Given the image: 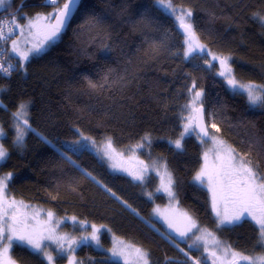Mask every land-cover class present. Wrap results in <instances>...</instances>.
<instances>
[{
    "label": "trees",
    "instance_id": "trees-1",
    "mask_svg": "<svg viewBox=\"0 0 264 264\" xmlns=\"http://www.w3.org/2000/svg\"><path fill=\"white\" fill-rule=\"evenodd\" d=\"M44 1L9 0L0 11V17L12 25L4 47L16 63L10 76L0 71V122L8 151L0 164V177L11 174L10 192L61 217L106 226L108 231L101 235L105 248L111 247L110 234H115L146 249L150 264H195L197 260L223 264L220 256L213 257L197 243L194 233L178 240L153 218L156 205L168 204L167 196L156 192V175L135 182L112 172L81 144L82 136L110 138L124 148L151 134L149 152L165 159L172 172L178 207L228 247L247 255L264 254L257 243L259 227L251 220L218 226L211 187L193 179L204 167L198 135L186 136L182 150L168 142L181 135L191 91L200 90L207 123L219 129L210 127V132L258 165L264 175V102L250 105L244 93L233 90L219 75L217 62L208 54L185 57V35L157 0H81L60 39L23 67L9 52L16 32L13 20L17 17L24 24L57 7ZM170 2L192 10L199 38L219 56L230 57L237 78L264 82V21L260 19L264 0ZM24 103L32 128L24 144L18 145L13 115ZM11 254L18 264H48L42 255L18 243ZM77 259L80 264H122L88 244L77 250ZM63 261L64 257L58 258Z\"/></svg>",
    "mask_w": 264,
    "mask_h": 264
},
{
    "label": "rangeland",
    "instance_id": "rangeland-1",
    "mask_svg": "<svg viewBox=\"0 0 264 264\" xmlns=\"http://www.w3.org/2000/svg\"><path fill=\"white\" fill-rule=\"evenodd\" d=\"M9 0H6V3ZM166 3L169 2V0H165ZM172 4V2H171ZM158 5L168 14L172 15L175 20L177 21L179 25V21L176 19V17L182 12V11H191L192 10L189 7L185 6H172L176 9L175 13H173L170 9L160 5ZM6 7V4L3 7H0V11H2ZM57 10V7L52 8L48 12L44 13H39L35 15L34 17L30 18L25 22L24 24H20L19 21L17 22L16 20L18 19L17 17H14L13 20L15 22L14 27L16 28V32L14 35V38L11 40L10 45H9V52L10 54L18 57L22 64L23 67H25L26 63L28 60L34 56L43 53L45 50H47L52 44L57 42L60 39L61 32L59 35L51 41H48L47 43L44 44V47L41 49L40 52H29L28 50L33 47L34 44H39L40 41L44 39V36L46 35L48 31V26L52 24L53 22V17L52 14H54ZM47 19H44V18ZM35 25L34 27L30 26ZM191 23L193 24V14L191 16ZM195 31V30H194ZM196 32V31H195ZM197 34V32H196ZM197 37L200 41L201 44L205 45L207 49L209 50L208 54L210 59L212 55L219 56L215 52H213L208 45L203 42L200 38L199 35L197 34ZM13 43H15V48L16 51H13ZM185 43V42H184ZM187 49V45L185 44V50ZM27 54L28 59L24 60L23 55ZM194 54H203V53H193ZM191 55V56H192ZM191 56H188L187 58H190ZM221 57V56H220ZM212 61V60H211ZM217 62L219 66V73L223 71L224 69L221 68L219 61H212ZM229 65V62H228ZM230 66V65H229ZM232 75L234 79L238 82V84H243V85H264L263 83L259 82H245L240 80L235 76V74L232 71ZM225 78V77H224ZM226 82L227 79L225 78ZM230 86V85H229ZM231 87V86H230ZM232 88V87H231ZM235 91L242 92L246 95L247 100L250 105L252 106H259L261 105L264 101H258L256 103H252L247 95L246 89H241L239 87L237 88H232ZM201 92L200 90L194 89L191 91L190 94V100L189 103L187 104L188 106L191 107H186L185 111V124L188 123V118L191 116L192 119V125L191 129L189 130L188 133H184V126L183 130L181 131V134L184 133V138L188 135L196 134L195 132V119H196V112L195 108H198L200 104L203 102V93L202 96H200L193 105V96L195 95L196 92ZM1 94V90H0ZM257 95H264V93L260 92L259 90L257 91ZM2 104L1 97H0V105ZM24 105V115L22 118L16 117L15 113L21 111L19 109L16 111L13 115V120H14V127L16 130V133L18 135L19 132H23V137H22V142H17L18 145L24 144V141L27 137V134L29 130H31V125L29 122V115H28V110L27 107L28 105L26 103ZM24 120H27V125L24 124ZM194 129V130H192ZM210 130V126H209ZM0 132L3 133L2 136H0V145H3L2 138L5 135L4 128L2 123L0 122ZM148 137V140H145V137ZM215 136L218 141H223L224 145L227 147H231L227 142H225L223 139L220 137L216 136L215 134H212L210 132V137ZM84 137L87 136H82L81 138V144L82 145H87L88 149L93 151L95 154H97L99 157H101L108 165L109 169L114 172V173H119L128 176L135 182H144V180L151 174H154L158 177V187H157V193L159 194H164L168 198V204L165 206L161 205H156L153 211V218L164 226L165 230L167 233L170 235L174 236L178 240H184L186 239L190 234L194 233L195 238L197 243L202 246L204 250L210 251V252H215L218 256L221 257L223 264H230L231 261V255L228 254L226 255L224 252V248L228 247L225 245L220 238L210 229L202 227L197 220L189 214L187 211L181 209L178 207V198L175 193L174 189V177L170 169L168 168V165L162 157L158 155H153L152 153L149 152V147L151 143L153 142L154 138L151 134L145 135L143 139H141L138 143L131 144L129 146H126L124 148H119L115 146L110 138H105L103 140H97L94 138H91V140H85ZM181 135L176 138L179 139ZM208 141H204L201 139V143L204 148V157L205 153L207 154V161H205L204 158V165L207 163L209 171H212L216 166H218L221 163V160L217 158V152H216V145L212 142L210 139ZM183 138V140H184ZM176 139H169L168 142L169 144L173 145V141ZM183 140H182V145H183ZM111 142V148L106 149V145ZM143 144V147H138V145ZM5 148V146L3 145ZM6 149V148H5ZM233 149V148H232ZM7 150V149H6ZM108 151L111 154V158L109 155H105V152ZM8 153V151H7ZM223 156V153L220 154ZM7 158V157H6ZM6 158L3 161H0V164H2ZM113 165H116L113 167ZM163 166H166L167 172L171 174L172 178V191L174 192V196L170 197L167 192L163 191L164 185L167 183L168 177L165 175V168ZM137 175H142L143 179H136L135 177ZM196 182V181H195ZM199 184L198 182H196ZM216 180H213V186H215ZM201 185V184H199ZM206 186V185H205ZM158 189H160L158 191ZM7 192L9 193V198L10 199H15L18 202H22L24 205H27L26 208L21 209L23 212L27 213L29 220L28 223L31 227H34L37 232H39L43 236H48L52 235L53 239H45L43 240L44 245L46 246V250L52 255L53 257V264H69V261H74L75 264H80V262L77 259V250L84 244L92 245L97 249L105 250L109 255L112 260L119 261L122 264H143V261L139 259L136 253V249H140L143 253H146L147 260L150 264V258L148 251L144 249L143 247L128 241L122 237H119L115 234H110V239H111V247L110 248H105L103 245V242L101 240V235L104 231H108V228L106 226H101L100 224H95L89 221H84L80 220L75 216H64L61 217L59 216L53 209L51 210L50 208H47L41 204L31 202L29 200H26L20 196L14 195L12 192L7 187ZM231 207V206H229ZM51 212L52 213V218L49 221L47 213ZM36 214V220H32L31 217L32 215ZM75 218V219H73ZM218 218V217H217ZM250 220V218H249ZM252 221V220H251ZM255 223V221H252ZM256 224V223H255ZM194 225V226H192ZM257 225V224H256ZM221 226H231V225H221ZM259 227V225H257ZM95 229H98L99 231L96 233L99 237V243H97L94 240H91L90 238L88 240H81V237H90L91 234L93 233ZM191 228L189 231L188 229ZM45 229H51V233L48 231H45ZM187 232V235L181 236V232ZM63 237L64 239L60 240L59 243L57 242V239ZM199 237V239H198ZM76 241V243H72L71 246L69 247V242L70 241ZM17 243L14 242L13 245ZM20 244V243H18ZM59 244L64 245L63 251H61V248ZM12 245V247H13ZM24 245V244H21ZM28 247L30 250L37 252L35 249H33L29 245H24ZM12 247L9 250V255L13 259L11 250ZM116 248L117 250H120L124 253L122 256H113L112 255V249ZM230 252H236L240 253L243 255L242 252H239L235 249L230 248ZM40 254V253H39ZM41 255V254H40ZM259 255H264V254H255V255H249V256H259ZM43 256V255H42ZM44 257V256H43ZM65 258V261L63 262H58V258ZM46 261L49 264V261L47 260L46 257H44ZM14 260V259H13ZM239 260V258H237ZM15 261V260H14ZM243 262H239V264H242ZM15 264H18L15 261Z\"/></svg>",
    "mask_w": 264,
    "mask_h": 264
},
{
    "label": "snow or ice",
    "instance_id": "snow-or-ice-1",
    "mask_svg": "<svg viewBox=\"0 0 264 264\" xmlns=\"http://www.w3.org/2000/svg\"><path fill=\"white\" fill-rule=\"evenodd\" d=\"M53 4H56V0H51ZM81 0H66L63 2L62 7L57 5V10L52 14L55 20L54 24L48 26V31L44 36V39L40 41L39 44H34L29 52H40L44 47V44L48 41L54 40L62 29L66 26L67 22L71 18L74 10L78 8ZM157 3L170 9L175 13L176 9L172 6L170 0L168 3L165 0H157ZM6 4V0H0V7ZM191 11H182L176 19L179 21V26L185 34V44L187 49L184 53L185 57L191 56L193 53H209L207 47L200 43L196 32L194 31L193 24L191 23ZM44 19H47L46 17ZM264 21V17H260ZM30 26L34 27L35 25ZM0 36H3V28H0ZM13 51H16L15 43H13ZM23 59L27 60V54L23 55ZM230 57H220L212 55V61H219L221 68L224 70L219 73V75L227 79V83L232 88L246 89L249 100L252 103L258 101H264V95H257V91L264 93V85H243L238 84L232 75V69L228 65V60ZM206 63H211V61H206ZM0 70H4L3 66L0 65ZM91 83V82H90ZM95 87V85H92ZM195 87V85H193ZM202 96L201 92H196L193 96V105L197 102L198 98ZM186 107H191L186 105ZM21 111L15 113L16 117L22 118L24 115V105H20ZM197 113L196 119L199 121V133H202L201 139L203 137H208V126L203 123V104H200L199 108L194 109ZM192 117L188 118V123L184 126V133H188L192 125ZM24 124L27 125V120H24ZM211 128H216L215 123L210 124ZM194 130V129H192ZM219 131L218 128H216ZM184 133L181 134L179 139H176L172 143L177 150H182V140L184 138ZM3 133L0 132V136ZM23 132H19L16 141L22 142ZM85 140H91L90 137H84ZM148 140L146 136L144 138ZM210 139L217 146V158L221 160V163L216 166L212 171H209L207 163L200 169V171L193 177L194 181L201 185H206L211 187L212 190V207L216 212L218 217V226L221 225H237L244 222L246 219L255 221L259 225L257 243L261 247H264V175H261L258 171V165H254L253 162L247 159L245 156L236 152L235 149L227 147L224 145L223 141H218L215 136H211ZM75 143H79L76 141ZM143 144L138 145V147H143ZM111 148V142L106 145V149ZM223 153V156L220 154ZM7 150L0 145V161H3L7 157ZM105 155H109L110 152L106 151ZM205 161H207V154L205 153ZM116 165H113L115 167ZM165 175L168 177L167 183L163 187V191L167 192L170 197L174 196L172 191V178L171 174L167 172L166 166ZM90 175V173H89ZM11 178L9 173L5 177H0V264H15V261L10 257L9 250L14 242L29 245L41 255L47 258L49 264H53L52 255L46 250V246L43 243L45 239H53L52 235L43 236L34 227H31L28 223L29 217L27 213L23 212L21 209L26 208L22 202H18L15 199L9 198V193L7 192L8 181ZM136 179H143L142 175H137ZM216 180L215 186H213V180ZM160 189H158L159 191ZM109 191H111L109 189ZM114 195V193H113ZM231 206V207H229ZM130 207V205H129ZM49 221L52 218V213H47ZM32 220H36V214L32 215ZM75 219V218H73ZM194 226V225H192ZM189 231L191 228L188 229ZM51 233V229H45ZM99 230L94 228L93 233L90 237H81V240H91L99 243V237L96 234ZM181 236L187 235V232H181ZM64 239L60 237L57 239L59 243L60 240ZM199 239V237H198ZM72 243L76 241H70L69 247ZM61 251L64 249L63 244H59ZM113 256H122L124 253L116 248L112 250ZM226 255H231L230 264H264V255L259 256H249L243 255L236 252H230L229 247L224 248ZM137 256L143 261V264H149L146 253H143L140 249H136ZM213 257L216 256L215 252H212ZM239 258V260H237ZM69 264H75L74 261H69ZM195 264H200V261H195Z\"/></svg>",
    "mask_w": 264,
    "mask_h": 264
},
{
    "label": "built area",
    "instance_id": "built-area-1",
    "mask_svg": "<svg viewBox=\"0 0 264 264\" xmlns=\"http://www.w3.org/2000/svg\"><path fill=\"white\" fill-rule=\"evenodd\" d=\"M61 3V0H56V4H53L51 0H45L44 4L48 6H57ZM0 23L3 28V36H0V65L4 70H0L5 76H10L16 70V63L7 55L5 43L8 41L10 33L12 31V25L8 23L6 17H0Z\"/></svg>",
    "mask_w": 264,
    "mask_h": 264
},
{
    "label": "water",
    "instance_id": "water-1",
    "mask_svg": "<svg viewBox=\"0 0 264 264\" xmlns=\"http://www.w3.org/2000/svg\"><path fill=\"white\" fill-rule=\"evenodd\" d=\"M80 4H81V3H80ZM79 6H80V5H79ZM79 6H78V8H79ZM78 8H77L76 10H74V12H73L71 18H70L69 21L67 22L66 26L62 29L61 33H63V32L66 31V29H67L68 26L70 25L72 19L74 18L75 14H76V12H77V10H78ZM54 23H55V20L53 19L52 24H54ZM180 31L182 32V34H184V32H183V30L181 29V27H180ZM184 35H185V34H184ZM199 107H200V106H199ZM199 107H198V108H199ZM196 116H197V113H196ZM198 123H199V121H198L197 119H195V132H196L197 135H198V133H199ZM203 123H204L206 126H208L209 136H208V137H203L202 140H204V141H208V140H209V137H210V130H209V125H208L207 120H206V109H205V106H204V105H203ZM198 137L201 139V137H202V133H200V134L198 135Z\"/></svg>",
    "mask_w": 264,
    "mask_h": 264
}]
</instances>
